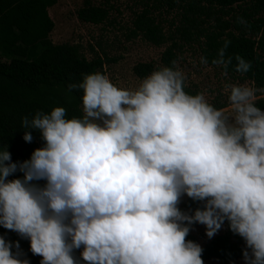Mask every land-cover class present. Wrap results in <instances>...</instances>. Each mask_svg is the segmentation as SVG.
Segmentation results:
<instances>
[{
	"label": "clouds",
	"instance_id": "9594fccd",
	"mask_svg": "<svg viewBox=\"0 0 264 264\" xmlns=\"http://www.w3.org/2000/svg\"><path fill=\"white\" fill-rule=\"evenodd\" d=\"M241 23H245L241 19ZM225 41L212 63L227 69ZM235 70L251 63L236 55ZM202 63L207 59L202 57ZM180 70L161 67L134 89L101 72L83 92V117L63 107L23 118V139L44 142L30 159L0 151V227L30 241L40 264H204L186 239L191 225L212 238L227 221L245 242L244 264H264V110L257 89L226 84L231 113L184 91ZM22 178L9 179L14 173ZM45 181L41 186L34 181ZM187 195L202 202L179 208ZM17 249L13 252V247ZM0 235V264H30Z\"/></svg>",
	"mask_w": 264,
	"mask_h": 264
},
{
	"label": "trees",
	"instance_id": "16d2710c",
	"mask_svg": "<svg viewBox=\"0 0 264 264\" xmlns=\"http://www.w3.org/2000/svg\"><path fill=\"white\" fill-rule=\"evenodd\" d=\"M55 2L0 0V151L7 149L13 162L30 159L32 152L44 143L34 129L29 130L33 136L31 143L23 139L28 131L22 126L23 118L30 120L37 111L50 113L54 107L65 108L67 119L82 118L83 92L70 91L69 85L81 82L84 74L102 73L103 64L115 61L105 53H96L91 46L92 56L87 59L77 44L52 43L48 33L53 23L47 8ZM163 3L167 9L177 10L178 21H171V33L165 34L149 7H144L134 14L126 34V38L140 36L155 46L169 42L160 53L159 66L138 62L132 67L137 77L143 78L161 67L173 68L180 48L192 43L198 47L200 58L207 59V65H216L212 61L227 40L230 44L225 56L232 57V62L227 69L218 65L219 68L231 77L249 80L254 89L264 92V0H164ZM106 16L104 7L87 0L76 10L77 19L86 23H100ZM18 46L25 48V52L17 53ZM236 55L251 63L247 73L235 70ZM184 91L191 95L198 93L196 87L188 85H184ZM255 104L264 110V97L256 99ZM213 106L218 109L224 103ZM22 177L23 173L16 172L9 179ZM33 183L43 186L46 182ZM202 206V202L186 197L179 208L188 212ZM225 225L223 233L201 245L204 262L215 259L227 264L242 256L245 242L229 230L227 221ZM0 235L14 245L19 242L22 259L40 264L42 257L32 254L28 239L3 227ZM186 239L197 243L190 233ZM16 251L14 246L13 252ZM75 257L85 264L79 254Z\"/></svg>",
	"mask_w": 264,
	"mask_h": 264
},
{
	"label": "rangeland",
	"instance_id": "374dc122",
	"mask_svg": "<svg viewBox=\"0 0 264 264\" xmlns=\"http://www.w3.org/2000/svg\"><path fill=\"white\" fill-rule=\"evenodd\" d=\"M83 1L56 0L47 8L48 16L53 23L48 38L54 44H77L87 59L92 56L90 46L98 54L105 53L107 57L115 58L114 62L103 64L102 74L119 88L136 89L148 75L139 78L132 72V67L138 62H150L154 66H159L160 53L169 42L155 46L140 36L126 38L134 14L144 7H149L151 15L160 23L163 32L169 34L173 29L171 21L173 20V23L178 21L177 10L167 9L164 0H87L90 4L104 7L107 11L104 21L91 24L79 21L76 17V10L82 6ZM16 29H19V26ZM16 51L23 53L25 48L18 46ZM173 68L184 74V85L196 87L198 93L204 94L208 103L212 105L224 103V106L218 109H223L226 114L232 111L228 99L229 91L225 90L226 84L238 83L253 88L249 80L231 77L218 65L202 63L199 49L194 43L180 48ZM262 97L264 92L258 90L255 100ZM80 109L84 115L83 105H80ZM186 197L187 195H184L181 202ZM225 226L224 223L216 235L223 233ZM189 233L196 238L200 246L211 239L206 235L205 226L198 223L191 226ZM80 251L75 250L74 256L80 255ZM204 264L220 263L215 259H209ZM227 264H244L243 257Z\"/></svg>",
	"mask_w": 264,
	"mask_h": 264
}]
</instances>
